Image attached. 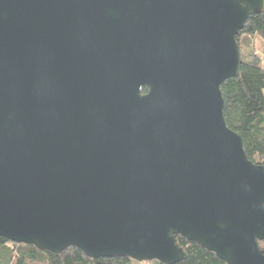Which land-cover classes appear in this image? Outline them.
Listing matches in <instances>:
<instances>
[{
	"label": "water",
	"instance_id": "1",
	"mask_svg": "<svg viewBox=\"0 0 264 264\" xmlns=\"http://www.w3.org/2000/svg\"><path fill=\"white\" fill-rule=\"evenodd\" d=\"M264 0H0V236L91 258L264 264V166L225 121ZM142 88H146L143 92Z\"/></svg>",
	"mask_w": 264,
	"mask_h": 264
},
{
	"label": "trees",
	"instance_id": "2",
	"mask_svg": "<svg viewBox=\"0 0 264 264\" xmlns=\"http://www.w3.org/2000/svg\"><path fill=\"white\" fill-rule=\"evenodd\" d=\"M264 11L250 15L237 33L238 75L221 84L223 113L227 126L240 135L247 157L264 166ZM264 43V42H263ZM146 88H142L144 92ZM186 258L174 264H226L212 251L194 241L175 235ZM264 251V241H258ZM0 264H165L156 259L143 262L128 257H88L70 246L60 253L40 250L34 245L12 242L0 236Z\"/></svg>",
	"mask_w": 264,
	"mask_h": 264
},
{
	"label": "rangeland",
	"instance_id": "3",
	"mask_svg": "<svg viewBox=\"0 0 264 264\" xmlns=\"http://www.w3.org/2000/svg\"><path fill=\"white\" fill-rule=\"evenodd\" d=\"M264 40H262L261 38H258V39H256V47L257 48H262V47H260L262 44L264 45Z\"/></svg>",
	"mask_w": 264,
	"mask_h": 264
}]
</instances>
